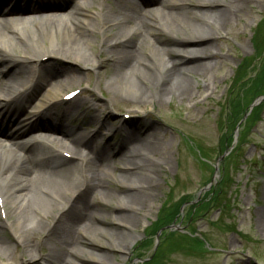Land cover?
<instances>
[{"label":"rangeland","instance_id":"1","mask_svg":"<svg viewBox=\"0 0 264 264\" xmlns=\"http://www.w3.org/2000/svg\"><path fill=\"white\" fill-rule=\"evenodd\" d=\"M132 2L139 3V0ZM197 2L187 0L188 8L198 10ZM250 2L232 7L233 26L226 27L216 47L225 58L216 59L212 67H201L196 73L188 74L195 95L183 97L177 93L162 105L148 104L144 110L135 111L134 103L143 93L155 98L153 85L134 77L141 92L129 95L112 78L111 67L114 62L119 63L107 54L108 47L111 48L108 42L113 33L123 30L90 33L77 29L78 43L67 35L40 41L41 46H55L53 54L40 60V66L49 65L55 72L47 80L73 77V85L67 88L81 90L73 100L52 109L58 110L55 119L78 136L92 134L102 122L115 130V135L108 140L113 149L102 160L104 175L111 181L102 189L105 196L93 190L84 194V205H90L98 214L89 219L92 224L89 241L80 240L77 247L101 255L95 264H264V231L258 226V217L264 215V99L250 108L256 99L252 88H262L260 96L264 95V0ZM70 4L71 0L61 6H42L36 10L39 13L34 15L35 19L47 15L43 13L69 12L70 8H66ZM83 8L90 14L103 8L107 11L109 1L100 0L99 6H93L91 0H85ZM184 19L188 26L198 24L216 31L192 15ZM164 21L172 35L164 33L161 38L181 41L190 36L191 31L179 21L166 18ZM94 23L101 24L97 19ZM87 37L95 41L92 46L86 43ZM24 45L14 42V46L6 47L0 64L14 63ZM67 50L78 53L81 59L64 57L62 54ZM28 52L32 54L30 49ZM90 60L97 64L87 65ZM157 61H162V57L158 56ZM147 73L159 77L155 69H147ZM14 79L20 80L19 76ZM44 89L45 86L38 92ZM114 95L118 96L113 101L115 106L110 102ZM80 100L83 102L80 109L67 113L66 107ZM28 111L29 107L16 116L19 118ZM94 113L99 114L97 123L90 121ZM124 126L138 133H157L167 139L156 144V154L140 156L146 157L144 164L126 170V161L138 157L122 156L117 150L120 129ZM39 131L37 128L27 133L39 139ZM61 134L64 137L54 139L55 143L39 140L57 148H73L69 137ZM96 143L104 148L106 139L97 137ZM70 163L56 164L52 169L60 172ZM121 174L140 177L138 180L142 182L152 179L155 185L150 191H144L139 185L126 187L119 181ZM70 177L79 181L74 174ZM60 192L66 196L64 190ZM137 193H150L149 200L142 203L144 208L138 211L134 206L120 207V197L128 196L129 203ZM115 216H123L124 220H115ZM159 220L168 225L161 227ZM171 224L177 228L167 229ZM73 234L77 236V232ZM2 236L11 245L2 249L8 254L15 252L12 261L8 260L10 263L52 264L43 252L30 262L22 255L21 246L11 241L9 233ZM128 238L134 240L127 249ZM76 257L82 264L92 262L87 252Z\"/></svg>","mask_w":264,"mask_h":264},{"label":"bare ground","instance_id":"2","mask_svg":"<svg viewBox=\"0 0 264 264\" xmlns=\"http://www.w3.org/2000/svg\"><path fill=\"white\" fill-rule=\"evenodd\" d=\"M68 1L0 0V61L3 58L1 54L6 53L4 49L14 46V42L26 45L20 49V55L14 63L0 64V264H14L8 260L12 261L15 252L8 254L6 249H2L11 246L7 245L8 238L2 236L5 232L9 233L13 243L21 246L22 255L32 263L42 252L52 264H82L76 255L84 252L90 255L92 261L84 264H95L101 259V255L92 250L78 248L77 243L80 240L89 241V231L92 229L89 219L98 214L90 205H84V194L93 190L103 197L102 189L111 182L104 175L102 160L104 162L105 156L113 149L108 140L115 135V130L102 122L92 134L78 136L55 119L58 110L52 109L66 103L61 97L75 79L47 80V76L55 72L50 70L49 65L40 66V60L47 54H53L55 46H41L40 41L67 35L78 43L77 29L90 33L99 30L108 32L117 28L123 30L121 33H113L108 42L111 48L108 47L107 54L119 63L117 65L114 62L116 65L111 67L112 78L129 95L141 92V86L134 77L143 78L153 85L155 98L143 93L134 103L135 111L144 110L148 104L162 105L167 98L177 93L179 96L193 97L195 93L188 74L196 73V69L201 67H212L216 59L225 58L226 55L216 50V47L226 27L233 26L232 7L251 3V0H198L199 9L192 10L188 8L187 0H139V3H133L132 0H108L107 11L103 8L90 14L83 8L85 0H73L69 12L43 13L47 15L35 19L34 15L39 13L36 10L45 6H61ZM91 1L93 6H99L100 0ZM26 10L30 13L14 14ZM28 15L31 17L26 18ZM188 15L205 21L207 26L216 31L206 30L198 24L188 26L184 19ZM165 18L170 21L175 19L185 25L191 31L190 36L181 41L161 38L164 33L172 35ZM95 19L101 22L100 27L94 23ZM86 43L92 46L95 41L87 37ZM62 55L70 59H81L72 50ZM158 56L162 57V61H157ZM90 64L95 66L97 62L92 63L90 60L87 65ZM147 69H155L158 79L151 73L149 75ZM16 76L20 80H15ZM10 78L12 80L8 83ZM44 86V91L39 93ZM31 94L33 97H30ZM114 97L110 101L113 106L118 96ZM82 105V100L68 105L67 113L78 111ZM28 107V112L19 118L16 116ZM98 118L99 114H91L90 121L97 123ZM37 128L41 130L37 132L39 139L43 138L49 144L55 143L54 139H59L58 136L63 133L74 147L46 145L27 133ZM105 129L107 132L103 133ZM120 130L122 134L117 150L121 151L122 156L138 157L126 161V170L137 169L144 164L146 157L140 156L156 154V144H162L167 139L157 133L135 132L129 126ZM97 137L106 139L104 148L96 143ZM67 162L71 163L60 172L52 169L56 164ZM71 174L79 181L71 180ZM139 178L121 174L119 181L126 187L139 185L144 191H150L155 185L152 179L142 182ZM61 190L66 192V196L61 194ZM149 197L150 193H137L132 195V201L128 203V196H122L119 198L120 207L134 206L139 211L141 207L144 208L142 203L148 201ZM114 219L123 221L124 217L115 216ZM258 226L264 231V215L258 217ZM73 231L77 232V236ZM133 240H126L127 249ZM6 259L7 262L4 261Z\"/></svg>","mask_w":264,"mask_h":264},{"label":"trees","instance_id":"3","mask_svg":"<svg viewBox=\"0 0 264 264\" xmlns=\"http://www.w3.org/2000/svg\"><path fill=\"white\" fill-rule=\"evenodd\" d=\"M258 85V84H257ZM253 90H254V97L256 96V98L257 97H259L260 95H261V90H262V88L259 90L258 88H252ZM255 89H256V91H255ZM201 202V201H200ZM178 208V207H177ZM159 224H162L161 225V227H163V226H165V225H168V224H166V223H163V222H161L160 220H159V222H158Z\"/></svg>","mask_w":264,"mask_h":264},{"label":"water","instance_id":"4","mask_svg":"<svg viewBox=\"0 0 264 264\" xmlns=\"http://www.w3.org/2000/svg\"><path fill=\"white\" fill-rule=\"evenodd\" d=\"M262 99H263V97H259L250 107L252 108L254 105L258 104ZM170 228L174 229V228H177V226L172 225V226H170Z\"/></svg>","mask_w":264,"mask_h":264}]
</instances>
